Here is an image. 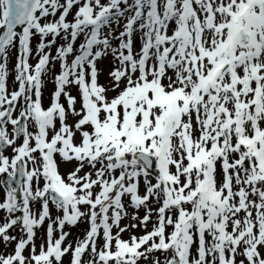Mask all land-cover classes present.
I'll use <instances>...</instances> for the list:
<instances>
[{
	"label": "snow or ice",
	"instance_id": "6c2138e0",
	"mask_svg": "<svg viewBox=\"0 0 264 264\" xmlns=\"http://www.w3.org/2000/svg\"><path fill=\"white\" fill-rule=\"evenodd\" d=\"M0 264H264V0H0Z\"/></svg>",
	"mask_w": 264,
	"mask_h": 264
},
{
	"label": "rangeland",
	"instance_id": "374dc122",
	"mask_svg": "<svg viewBox=\"0 0 264 264\" xmlns=\"http://www.w3.org/2000/svg\"><path fill=\"white\" fill-rule=\"evenodd\" d=\"M34 43H35V42H34ZM15 62H16V61H15V53L13 52L12 56L10 57V64H9V67H10V68H13L14 65H15ZM57 69H58V66H57ZM102 82H103V78H102ZM10 83H11V81H10ZM52 90H54V85L51 84V83H49L48 86H47V90H46V92H45V103H46V104L48 103V99H49V97H50V93H51ZM126 223H128V220H127V219L124 220V221H122V224H126ZM83 227H86V225H82V226H80V227H78V228L71 229V232H72V237H71V239H75L77 235H81V234H82V229H83ZM135 231H136V234H137V235L142 234V232H141L139 229H137V230H135ZM124 238H125V239L128 238V234H127V233L124 234Z\"/></svg>",
	"mask_w": 264,
	"mask_h": 264
}]
</instances>
